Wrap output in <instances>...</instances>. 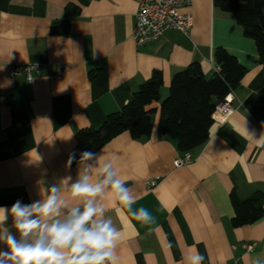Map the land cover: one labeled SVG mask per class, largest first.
<instances>
[{"label": "crops", "instance_id": "obj_1", "mask_svg": "<svg viewBox=\"0 0 264 264\" xmlns=\"http://www.w3.org/2000/svg\"><path fill=\"white\" fill-rule=\"evenodd\" d=\"M69 5L81 6L80 14L67 34L53 33ZM138 8L139 0H0V206L31 203L52 184L62 199L79 205L64 183L85 171V165H68L78 132L120 111L155 72L162 75V99L173 76L193 63L211 79L215 52L223 49L246 69L230 94L236 110L226 122L214 121L206 144L189 152V164L174 166L184 154L161 133L155 102L148 107L156 109L150 137L118 135L96 152L90 176L101 179L102 165L111 161L136 201L132 210L144 207L156 217L150 225L136 221L111 190L98 198L120 232L118 264H185L197 251L204 264L236 258L264 264V218L232 223L233 199L259 195L264 207V68L256 43L214 0H193L188 36L173 30L138 46L132 39ZM29 63L42 70L32 82L7 75L10 66ZM58 66L62 77L55 76ZM12 109L27 121L14 122ZM152 179L157 185L148 189ZM250 242L257 248L245 253L241 246Z\"/></svg>", "mask_w": 264, "mask_h": 264}, {"label": "trees", "instance_id": "obj_2", "mask_svg": "<svg viewBox=\"0 0 264 264\" xmlns=\"http://www.w3.org/2000/svg\"><path fill=\"white\" fill-rule=\"evenodd\" d=\"M214 4L231 14L245 35L255 41L264 68V0H214ZM80 12L81 6H67L61 27L54 28L52 32L67 34L72 19ZM214 59L220 72L207 79L200 64L193 63L173 76L169 96L164 99L160 96L162 75L155 72L120 111L109 115L99 127L78 132L77 147L73 152L76 159L71 164H78L80 153L86 150L97 152L123 133H128L135 140L150 137L156 109L148 107L155 102L160 103L161 133L176 143L181 153L204 146L214 124L212 116L216 106L233 92L246 73L245 67L226 50L218 49ZM261 95L264 98V90ZM12 112L14 122L27 121L23 114L14 109ZM260 199L259 195L244 202L233 199L234 227L254 224L264 218V207H258Z\"/></svg>", "mask_w": 264, "mask_h": 264}, {"label": "clouds", "instance_id": "obj_3", "mask_svg": "<svg viewBox=\"0 0 264 264\" xmlns=\"http://www.w3.org/2000/svg\"><path fill=\"white\" fill-rule=\"evenodd\" d=\"M75 159V154L70 155L68 165ZM98 159L99 153H80L77 163L85 165V171L75 181L69 183L71 177L64 181L72 197L81 201L79 205L62 199L58 195L60 188L52 184L45 195L31 203L17 200L11 207L0 206V245L4 246L0 264H118L120 232L110 218H105V208L98 198L111 190L115 200L129 209L136 221L150 225L156 217L144 207L132 210L136 201L111 161L102 165V178L93 181L90 172ZM204 259L197 251L184 261L204 264Z\"/></svg>", "mask_w": 264, "mask_h": 264}, {"label": "built area", "instance_id": "obj_4", "mask_svg": "<svg viewBox=\"0 0 264 264\" xmlns=\"http://www.w3.org/2000/svg\"><path fill=\"white\" fill-rule=\"evenodd\" d=\"M193 0H139V8L136 14V21L132 31V39L138 45H144L162 37L168 31H179L188 36L192 28V14L188 11ZM217 72L220 68L217 67ZM42 72L38 64L12 65L8 68L7 75L15 78L20 75L26 76L28 82H32L36 75ZM64 69L60 66L56 68V77H62ZM233 98L228 95L220 102L213 113V120L219 123L226 122L235 112ZM192 161L190 153H185L176 159L174 166L180 168ZM157 185V180L148 182V189ZM241 248L245 253H252L257 248V242L243 243ZM232 249L237 250L233 245ZM233 264H243L240 258H236Z\"/></svg>", "mask_w": 264, "mask_h": 264}]
</instances>
